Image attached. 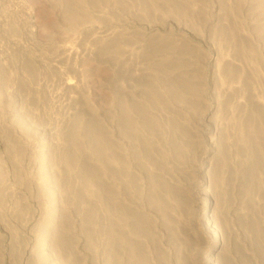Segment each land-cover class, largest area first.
Segmentation results:
<instances>
[{"label": "rangeland", "instance_id": "obj_1", "mask_svg": "<svg viewBox=\"0 0 264 264\" xmlns=\"http://www.w3.org/2000/svg\"><path fill=\"white\" fill-rule=\"evenodd\" d=\"M0 264H264V0H0Z\"/></svg>", "mask_w": 264, "mask_h": 264}, {"label": "bare ground", "instance_id": "obj_2", "mask_svg": "<svg viewBox=\"0 0 264 264\" xmlns=\"http://www.w3.org/2000/svg\"><path fill=\"white\" fill-rule=\"evenodd\" d=\"M61 52H62V51H61ZM61 52H60V53H61ZM64 52H65V51H64ZM62 54H64V53H62ZM62 54H60V55H62ZM67 55H68V56L71 55V52L66 53V56H67ZM70 57H71V56H70ZM66 58H69V57H66ZM64 84H65L66 86L69 85L68 82H67V83H64ZM43 179H45V177H43ZM43 182H46V181L43 180Z\"/></svg>", "mask_w": 264, "mask_h": 264}]
</instances>
